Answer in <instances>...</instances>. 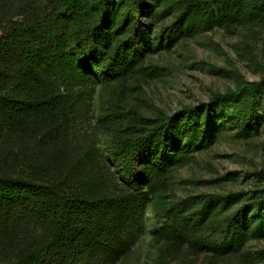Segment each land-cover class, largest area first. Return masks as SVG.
<instances>
[{
	"label": "trees",
	"instance_id": "16d2710c",
	"mask_svg": "<svg viewBox=\"0 0 264 264\" xmlns=\"http://www.w3.org/2000/svg\"><path fill=\"white\" fill-rule=\"evenodd\" d=\"M214 28L264 31V0H0V264H118L147 237L159 260L264 264V167L172 197L228 131L264 133V76L173 114L130 102L154 55Z\"/></svg>",
	"mask_w": 264,
	"mask_h": 264
},
{
	"label": "rangeland",
	"instance_id": "374dc122",
	"mask_svg": "<svg viewBox=\"0 0 264 264\" xmlns=\"http://www.w3.org/2000/svg\"><path fill=\"white\" fill-rule=\"evenodd\" d=\"M170 19L161 26L170 25ZM1 34V33H0ZM152 77L140 84L137 95L142 111L153 116L173 114L186 106L207 102L215 93L233 90L236 76L258 82L264 76V31L258 29L228 32L214 28L179 41L169 51L154 55ZM138 85V84H136ZM9 159L2 168H15ZM264 167V133L242 140L235 131L227 134L206 152L199 154L174 177L172 197L183 200L197 195H228L246 192L252 172ZM1 168V165H0ZM250 252L264 251V239L249 244ZM118 264H207L203 255H181L158 259L157 247L149 237L138 243Z\"/></svg>",
	"mask_w": 264,
	"mask_h": 264
}]
</instances>
